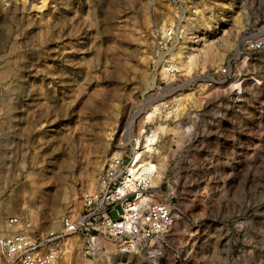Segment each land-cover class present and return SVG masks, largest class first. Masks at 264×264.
Instances as JSON below:
<instances>
[{
	"label": "rangeland",
	"instance_id": "obj_1",
	"mask_svg": "<svg viewBox=\"0 0 264 264\" xmlns=\"http://www.w3.org/2000/svg\"><path fill=\"white\" fill-rule=\"evenodd\" d=\"M200 8L219 29L196 38L194 53L219 51L178 71L171 24ZM263 34L264 0L0 5V221L27 214L36 229L59 227L112 153L130 161L143 130L162 123L155 199L178 219L157 241L161 264H264V50L243 48ZM72 247L65 264H91L79 238Z\"/></svg>",
	"mask_w": 264,
	"mask_h": 264
},
{
	"label": "built area",
	"instance_id": "obj_2",
	"mask_svg": "<svg viewBox=\"0 0 264 264\" xmlns=\"http://www.w3.org/2000/svg\"><path fill=\"white\" fill-rule=\"evenodd\" d=\"M15 1L0 0V5ZM172 35L173 28L168 36ZM243 48L264 50V34L247 37ZM221 74L231 72L225 67ZM129 163L123 155L111 158L96 187L85 194L80 210L63 214L59 227L36 229L27 214L0 221V264H65L75 238L82 242L85 256L92 258L91 264H111L109 249L100 245L99 237L113 241L125 253L147 258V264H161L157 241L172 235L178 214L170 203L155 199L159 188L149 178L129 172Z\"/></svg>",
	"mask_w": 264,
	"mask_h": 264
},
{
	"label": "bare ground",
	"instance_id": "obj_3",
	"mask_svg": "<svg viewBox=\"0 0 264 264\" xmlns=\"http://www.w3.org/2000/svg\"><path fill=\"white\" fill-rule=\"evenodd\" d=\"M198 12H199L198 16L195 17L192 16L190 18L188 17L185 20V24H183L182 22L176 24L175 26L171 24L172 27L175 28L176 30V39H177L176 42L177 48L174 50V52H171L172 54L171 58L176 61V64L173 63V65L171 66L178 69V71L188 70L190 72L199 63L202 62L205 64L210 59L211 55H217L219 51L218 46L215 47L213 44H210L208 45L207 49L204 52V55L201 58H197V56L195 55L193 44L196 42V38L200 42L201 41L207 42V34L209 33L214 34L219 29L214 19L206 14L204 8H200ZM161 29L162 32L164 33V36H166L168 35L169 30L171 28H168V25L165 23L162 25ZM198 31H200L201 33L197 34ZM166 75H168V73H166ZM237 81H235L236 82L235 84L236 86H239L240 82ZM157 105L152 107L153 110L148 112V116H147L148 119L150 118L152 119L154 118L155 115L159 114V111L161 109L160 106ZM184 106L185 105H183V107ZM166 127L167 126H165L164 124L158 123V125L152 131V133L146 134V130H143L144 131L142 135L144 138L143 140L137 138V143L133 147L131 160L128 165L129 172L134 174L135 177L149 178L154 184L155 183L159 184V182L162 180L163 178V170H161L162 167H160L159 169V165L157 164L158 161L156 163V159H160L158 158L160 155H158L157 151L152 147V145L158 141L160 137V133L165 131ZM119 155H121L119 151H114L111 156L115 157ZM104 239L107 240L106 238L99 237V243L100 245H102L103 243L104 245L107 244L105 246H107L109 249L107 256H109V258L111 259L112 261L111 264L120 263L121 261L124 262V264H130L134 262V257L136 258V256H134L133 253H125L121 251L119 247L116 246L115 243L114 245L112 241L111 242L110 240L105 241Z\"/></svg>",
	"mask_w": 264,
	"mask_h": 264
}]
</instances>
